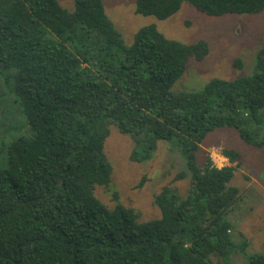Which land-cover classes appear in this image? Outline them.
Segmentation results:
<instances>
[{
    "label": "trees",
    "instance_id": "16d2710c",
    "mask_svg": "<svg viewBox=\"0 0 264 264\" xmlns=\"http://www.w3.org/2000/svg\"><path fill=\"white\" fill-rule=\"evenodd\" d=\"M182 3L210 17L264 10V0H135V13L164 20ZM208 52L207 41L169 39L154 24L126 45L102 0H74L72 11L58 0H0V64L14 71L1 113L9 106L31 130L11 140L0 169V264H229L246 248L241 233L233 245L226 218L240 199L231 185L239 152L222 149L220 168L196 152L225 127L264 149V46L250 74L173 92L189 59ZM112 128L132 142L130 161H149L161 143L183 160L173 180L187 178V188H159L158 218L139 221L116 193L112 208L94 195L112 180ZM247 264H264V254Z\"/></svg>",
    "mask_w": 264,
    "mask_h": 264
},
{
    "label": "rangeland",
    "instance_id": "374dc122",
    "mask_svg": "<svg viewBox=\"0 0 264 264\" xmlns=\"http://www.w3.org/2000/svg\"><path fill=\"white\" fill-rule=\"evenodd\" d=\"M108 17L120 32L124 44L133 42L135 32L147 25L154 24L167 38L190 44L205 40L209 52L200 61L193 58L187 62L185 71L177 79L171 90L198 91L211 78L231 80L251 73L257 51L264 46V10L256 14H225L218 17L206 16L197 12L187 3L164 20L154 16L135 13V0H102ZM67 10L74 9V0H58ZM240 58L242 68H235L233 60ZM12 73L0 64V93L5 99L13 98V89L4 82L10 80ZM11 75V77H9ZM11 78V79H10ZM0 169L6 167L7 147L11 140L31 134V130L21 113L8 111L2 117L1 108L6 104L0 100ZM5 122V123H2ZM132 142L112 128L104 143V152L112 166V180L108 190L95 186L94 195L108 208L118 202L138 213L139 221L159 217L158 209L153 205V195L162 185L171 184L181 193L188 185V179L174 181L178 171L184 168L179 153L169 151L161 143L152 159L147 162L130 161ZM231 148L239 152L240 157L233 164L231 185L239 189L240 199L232 205L226 218L232 225V242L237 246L242 237L248 245L236 250L226 260L229 264H247L252 253L264 254V149H256L241 140L236 130L221 128L208 133L196 152L197 160L202 163L208 155L213 164L220 168L228 165L220 151ZM142 182L140 188L137 185Z\"/></svg>",
    "mask_w": 264,
    "mask_h": 264
}]
</instances>
